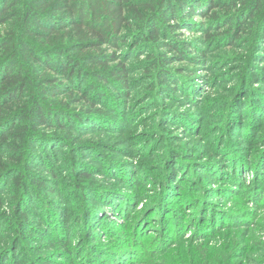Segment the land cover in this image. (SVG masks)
Returning <instances> with one entry per match:
<instances>
[{
    "label": "trees",
    "instance_id": "16d2710c",
    "mask_svg": "<svg viewBox=\"0 0 264 264\" xmlns=\"http://www.w3.org/2000/svg\"><path fill=\"white\" fill-rule=\"evenodd\" d=\"M182 30L195 35L184 38L178 34ZM263 40L264 0H0V264H59L53 257L63 249L65 264H237L239 258L244 260L241 264L249 262L248 241L227 245L224 252L206 241L193 248L190 239H183L192 224L197 232L204 228L207 238L231 228L218 204L208 219L209 207L202 205L208 194L220 191L211 187V178L217 185L221 184L217 180L231 184L236 180L233 176L222 179L220 171L211 172L213 165L218 167L216 162L204 164V172H209L199 177L200 172L189 168L195 162L190 164L182 150L180 158L169 150L154 161L146 157L149 153H134L152 177L144 187L132 186L127 193L113 183L89 180L95 163H101L107 175L129 182L132 167L118 166L111 156L122 142L115 136L133 130L136 111L130 117L125 112L131 92V102L137 101L140 85L149 82L151 94L154 90L157 94L151 110L164 107L162 99L171 106L175 100L171 91L180 88L179 82L193 89L196 85L197 79L187 75L181 63L199 65L198 56L208 54L204 50L210 53L220 48L246 53L236 55L241 64L232 69L239 73L231 75L236 84L229 88L230 97L207 100L206 106L214 112L212 116L220 118L222 128L219 136L208 139L222 142V154L230 155L227 160H233L236 167L243 158L236 156L232 137L241 132L234 135L232 125L238 128L248 122L251 131L259 128L260 144H264V92L250 86L264 80L263 67L250 68ZM234 59L228 56L218 63ZM175 64L179 65L172 69ZM169 113L171 108L160 114L155 132L164 114L163 128L176 124L179 132L189 135L185 140L201 136L204 127L196 130L194 121L204 122L210 115L206 112L204 117L200 108L185 115ZM261 153L254 160L261 167L254 173L253 185L264 182ZM60 163L66 170L60 177L62 191ZM148 187L153 190L147 191ZM134 190L155 195H144L148 205L141 212L121 215L122 209L129 211L136 204L130 194ZM196 209L205 213L200 215ZM110 212L112 219L117 217L124 224L120 225L123 232L115 236L107 228ZM159 212L169 215L160 224L164 233L175 235L157 243L146 256L149 252L138 247V240L148 217ZM94 222L100 224L94 231L100 227L108 231L105 234L110 238H106L111 242L103 243L104 248L98 247L103 233L91 238ZM232 228L221 235L237 234L236 224ZM133 234L132 242L128 236ZM77 245V250L87 251L84 261L82 253L80 257L72 254ZM185 245L191 255L176 260L174 248ZM161 258L166 262L157 261Z\"/></svg>",
    "mask_w": 264,
    "mask_h": 264
},
{
    "label": "rangeland",
    "instance_id": "374dc122",
    "mask_svg": "<svg viewBox=\"0 0 264 264\" xmlns=\"http://www.w3.org/2000/svg\"><path fill=\"white\" fill-rule=\"evenodd\" d=\"M197 22L200 23V18L197 17ZM178 34H182L184 38H190L193 37V35L190 31L182 30L179 31ZM196 37H200V35H197ZM197 42L200 43L198 40ZM199 47V46H198ZM204 52H207V56H198L197 63H200L199 65L189 67L186 66V64L181 63V66L183 69L186 70V74L192 76L193 78L197 79L194 81L196 84L194 86V89L188 85L182 86V83H180V88L177 90H172L171 92H174V103L170 106V102L162 99L161 102L165 103L164 107L161 108H155L154 110H151L154 106V97L157 95L151 94L153 92V85L151 83H145L140 85V96L138 97L137 101H133V93L131 92L130 96L126 99L130 102L128 104L127 108L125 109V112H127L128 116L130 117L135 111L136 114L133 118V130L127 135L126 132L121 135H116L117 141H122L121 143L117 144L119 150L115 152L114 155L111 156V162H114L118 166L124 167H132L131 172L132 174H127L129 176V182L128 181H119L117 178H115V175H107L105 172V166L101 163H95V167L91 169L90 176L91 179L89 181L95 182V180L98 183H108L112 185H116L119 189L123 190L124 192L128 193V190L132 188V186H135L136 189H138L139 186L144 187L145 180L152 179V177L149 174V170L143 169L144 165L140 158V156L135 155L141 154V153H149L146 157L150 160H156V155H164L169 150L174 151L178 158L181 157L179 152H182L185 154V159L192 164L195 162V165L190 166L189 168H192L195 172H200L199 177H204V175L208 174V172H204V164H214L216 162V165L218 167L216 168L214 165L212 166L211 172H218L220 171L221 175L223 176L222 179L226 180L230 179L228 176H233L236 178L234 184L224 182L222 180H217L221 184L217 185L214 182V178L210 179L211 187H214L215 189H219L220 191L212 192V194H208L207 198H205L204 203H202L203 207H209L207 208V219L211 218V213L215 212V205L218 204L220 210L223 211L224 214H226V218L228 223H231V228L223 229L219 234L213 235L211 238H207L204 233V228H202L200 231L197 232L195 226L193 224L186 229V233H184L183 239L187 241L190 239L189 243L192 244L193 248L199 247L201 242H210V245H213L212 247L217 249H222L224 252V248L230 246L231 244L239 243L240 241H248L249 244H245L246 247L249 248V256L247 257L249 262H243V264H264V254L262 252L264 251V182H262L261 185L258 183H255L253 185L254 173L256 169H259L261 167V164L258 165V161L256 163L254 162L256 157H261V152H264V144H260L262 132L259 130V128H256L255 131H251V124H248V122H243V124H240L238 128L236 126L232 125V128H235L234 135L241 132L239 136H233L232 142L234 144V147L236 149V156H239V158H243L241 162L237 163L236 167H233V160H227V158H230V155L224 156L222 154L223 145L222 142H219L218 144L211 143L208 138H215L219 136L222 132V128H220L219 124H221V120L219 117L215 118V116H212L214 112H211L210 110L207 111V102L209 100H215L219 96H224L226 98L230 97L229 88L233 87L236 84V80L233 79L236 73H239L237 69L232 70L235 66H238L241 64V58L246 55V53L240 49L239 50H233L230 49H219L217 51L208 52L207 50H204ZM190 53H193L192 51ZM237 53L241 54L239 57H236ZM234 57V60H229L228 62L231 64H228V62L225 63H218L219 61H223L224 57ZM179 64H175L172 66V69H176V67ZM263 67L264 68V40L261 42V53L257 58H255L254 62H251L250 68L256 70L257 68ZM194 72V74H192ZM222 73V74H221ZM259 75V74H258ZM139 78V76H138ZM253 91L255 90L258 93L264 92V80H256L253 81L252 84H250ZM167 92V91H166ZM166 95L170 97V92H168ZM193 96V99L190 97ZM154 99V100H153ZM245 98H243L244 100ZM208 100V101H207ZM150 101V102H147ZM152 101V102H151ZM172 113L177 114H190L192 113L196 108H200V110H203L204 117H206V112L210 113L208 118L202 122V121H194V126L196 127V130L200 127H204L202 130V135L197 136L194 138L192 136L188 140H185V138L189 135L185 134L184 132H179L178 128H176V124H171L169 126H166L163 128V124H166L164 121L165 115H161V125L160 128L157 129V133L155 132V127L158 124V118L160 117V114L163 113L164 110H169ZM130 111V112H129ZM171 113V114H172ZM170 114V113H169ZM170 114V116H171ZM142 117V119H141ZM200 117V116H198ZM223 120V119H222ZM170 121V120H169ZM207 122V126L205 128V123ZM155 123V124H154ZM193 126V127H194ZM183 125H181V128H179L180 131H183L182 128ZM161 129H163V132H159ZM144 131L142 134L143 138H140V132ZM220 132V134L218 133ZM227 138L226 133L222 136ZM184 140V142H182ZM217 142V141H215ZM198 143V144H197ZM142 145V146H141ZM221 145V147L219 146ZM136 147L138 149L134 150ZM220 147V148H219ZM259 147V152L256 153V149ZM182 150V151H181ZM212 157L211 160L209 158ZM177 158V159H178ZM61 171L58 172V180H59V188L62 191V187L60 186L62 180L60 179L61 176L66 173V170L64 168V165L61 163L59 164ZM132 165V166H129ZM258 165V166H257ZM155 168H158V165H154ZM239 168V169H238ZM178 169V166L176 167ZM191 169V170H192ZM217 169V170H215ZM181 170V169H180ZM241 170V171H240ZM202 171V172H201ZM259 171V170H258ZM61 172V174H60ZM179 170H177V173ZM185 172V171H184ZM182 172V174L184 173ZM177 173L175 176H177ZM188 172H186L187 174ZM264 173V170H263ZM185 177V175H183ZM215 176V175H214ZM116 177H118L116 175ZM121 177V176H119ZM182 177V178H184ZM219 178V177H218ZM141 179V182L140 180ZM178 181L179 179L176 178ZM85 180V179H84ZM83 180V183H84ZM176 180V181H177ZM175 181V180H173ZM124 183V187L121 186V184ZM176 183V182H175ZM149 185V184H148ZM153 187V186H152ZM208 188V187H207ZM228 189V190H226ZM153 190L151 187H148L147 191ZM214 190V189H210ZM242 190V191H241ZM144 192L141 193L143 195H140V192H136L135 190L131 192V195H134L136 204L131 206V209L129 211L123 210L120 213L123 215L124 213L131 215L136 214L137 212H141L144 210L145 206L148 205V201L144 200L146 196H144L146 193H151V195H155V192ZM234 193H237L233 195ZM244 193V194H243ZM213 198H210V195H213ZM58 200V199H57ZM73 205H79V204H73ZM124 207V205H123ZM190 206H186L185 211L189 209ZM204 209V208H203ZM201 209L198 211L197 209L194 210L196 212H199L200 215H202L204 210ZM210 210V211H209ZM189 212V210L187 211ZM109 215L111 221L115 222L116 225L107 224V228L109 229V232L115 236L119 232H123L120 228V225L123 224V220H118L117 217H114L112 219L111 215H113L112 212ZM190 213V212H189ZM105 214V213H104ZM102 214V216L104 215ZM145 214V213H144ZM177 214V212L175 213ZM160 215L162 217L160 218ZM107 216V215H106ZM169 215H164L163 213L159 212L155 215L149 216L147 219L146 228L143 234L140 235L139 240L141 244L138 246L141 250H146L149 252V254H146V256H150V252L154 249L156 244H160L161 241L164 238H167L172 236L174 237L175 233L171 232H165L162 229L161 222H163V219L168 217ZM109 218H106L105 220H110ZM149 218H151L149 220ZM149 220V221H148ZM219 220V219H217ZM146 221V220H144ZM160 222V223H159ZM233 222V223H232ZM207 222H205L206 224ZM216 223H218L216 221ZM214 223V224H216ZM210 222V229L212 228ZM236 224V233L232 234L229 237L222 236L221 234L224 232H227L228 230L234 229L232 228V225ZM96 225H100L98 222H94L93 224H90V228L93 230V228ZM122 227V226H121ZM225 227V226H224ZM222 227V228H224ZM108 231L100 227V230H93L91 231V238L93 235L96 234H104L101 236V239L103 240L102 243L100 242L98 246L99 248H104L103 243L111 242V240L107 239L106 237L110 238L107 233ZM207 234L209 233V230H207ZM129 239L132 237V242L135 239L136 236H128ZM115 240V238H113ZM77 241V238H76ZM74 241L73 243H77ZM143 241H147L148 243L143 245ZM192 241V243H191ZM89 244L93 243V240H90L88 242ZM118 242H116L114 245H117ZM186 243V242H185ZM184 244V243H183ZM79 245V244H78ZM78 245L75 247L76 251H72L74 257H80L77 256L78 254L82 253V261L86 259L85 254L87 251L82 247L77 250ZM111 246V245H109ZM91 248V246H90ZM174 246L172 247V249ZM168 249V248H167ZM170 249V248H169ZM176 249L177 253L175 254V259L177 258L185 257L191 255V249L187 248L185 245L184 247H177ZM124 250V248H123ZM65 252V249L61 250L58 254H56L53 258L57 261L59 264H65L62 261H66V258H64L63 253ZM76 255V256H75ZM68 260V258H67ZM157 261H164L163 258L157 260ZM173 261V260H172ZM172 261H169V263H172ZM242 259H237L235 262L237 264L242 263ZM138 262V261H136Z\"/></svg>",
    "mask_w": 264,
    "mask_h": 264
}]
</instances>
